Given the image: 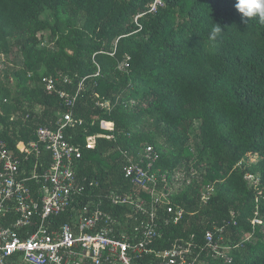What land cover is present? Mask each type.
Masks as SVG:
<instances>
[{"label": "trees", "instance_id": "1", "mask_svg": "<svg viewBox=\"0 0 264 264\" xmlns=\"http://www.w3.org/2000/svg\"><path fill=\"white\" fill-rule=\"evenodd\" d=\"M235 2L0 0V138L21 167L32 163L15 144L34 139L38 126L52 127L58 108L66 109L42 77L69 91L82 81L71 109L83 122L65 133L81 145L76 178L93 181L85 204L125 219L127 206L96 198L137 188L122 167L131 159L145 168L142 155L151 145L157 153L151 171L169 177L182 169L191 178L169 196L183 214L177 223L161 221L157 249L176 240L200 244L206 230L222 228L229 248L219 258L204 256L203 264H264V25L242 22ZM113 48L114 55L107 53ZM126 57L128 66L119 68ZM101 98L108 109L97 104ZM102 120L113 130L102 129ZM95 131L105 136L85 148ZM247 173L258 178L256 186L247 184ZM207 187L212 191L203 198Z\"/></svg>", "mask_w": 264, "mask_h": 264}, {"label": "built area", "instance_id": "2", "mask_svg": "<svg viewBox=\"0 0 264 264\" xmlns=\"http://www.w3.org/2000/svg\"><path fill=\"white\" fill-rule=\"evenodd\" d=\"M107 53L114 55V49ZM127 59L118 67H127ZM98 74L99 71L94 76ZM41 83L46 91L57 92L66 106H72L82 81L73 93L58 88L57 79L51 76L42 77ZM97 104L109 108L108 100L101 98ZM81 123L66 110L52 122V127H37V142L50 152L51 162L44 165L37 160L30 172L21 167L17 155L0 138V264H135L139 258L153 264H203L204 256L219 258L227 251L222 228L206 230L200 244L191 239L176 240L167 248L157 249L161 221L165 225L177 223L183 214L181 207L170 204L169 196L180 192L191 178L182 169L169 177L151 171L157 158L151 145L145 147L142 155L148 160L145 168L131 159L122 167L124 178L137 188L110 190L96 198L127 206L125 219L112 216L93 202L85 204L93 198L92 192H86V186L91 187L93 181L86 185L82 178H76L75 162L82 157V151L65 133L67 128ZM100 125L110 131L114 128L111 121L102 120ZM103 136L88 134L84 147L94 148L96 139ZM37 142L22 145L21 151L37 155ZM244 179L251 187L259 182L251 173L245 174ZM211 191L212 187L205 188L203 198ZM78 197L85 202L78 201ZM61 215L67 217L66 221L56 223Z\"/></svg>", "mask_w": 264, "mask_h": 264}, {"label": "clouds", "instance_id": "3", "mask_svg": "<svg viewBox=\"0 0 264 264\" xmlns=\"http://www.w3.org/2000/svg\"><path fill=\"white\" fill-rule=\"evenodd\" d=\"M149 6H151L152 9L156 7V5L153 3H151ZM234 7L237 10V12L240 14V18L242 22H247V19L250 18H257L259 20V23L264 25V0H236ZM143 12H139L135 14L133 17L134 21L138 19L140 16H143L144 15ZM221 30H222L221 27L219 26L216 27L213 31V36L220 33ZM116 44H117V39L114 40L113 47H115Z\"/></svg>", "mask_w": 264, "mask_h": 264}, {"label": "crops", "instance_id": "4", "mask_svg": "<svg viewBox=\"0 0 264 264\" xmlns=\"http://www.w3.org/2000/svg\"><path fill=\"white\" fill-rule=\"evenodd\" d=\"M11 83H12V81H11ZM79 84V83H78ZM78 84H75V89L78 87ZM73 93L74 91L73 90H70L69 91V93ZM63 101V100H62ZM63 103H64V101H63ZM63 105V104H62ZM64 106L66 107V109H64V110H62V108H63V106H61V107H59L58 108V111H57V118H58V116L62 113V112H64V111H66V110H69V111H71L72 112V114H73V116H74V112H73V110L71 109V107L73 106H66L65 105V103H64ZM100 107V106H99ZM13 118L15 117V115L14 114H12L11 115ZM77 119H81L82 120V122H83V119L82 118H77ZM49 124H51L52 125V122L50 123L49 122ZM42 126H44V125H42ZM39 127V126H38ZM51 127V126H50ZM100 127H101V125H100ZM102 128V127H101ZM103 129V128H102ZM93 133H100V132H93ZM90 134V133H89ZM34 136H35V138L34 139H31V140H29V141H27V142H25V141H23V140H18L17 141V143L15 144V146H16V148L18 149V151H19V153H22V158H23V160H26V161H29L30 159H33V161H32V163H28V164H24V166L22 167L26 172H30V170H31V166H32V164L33 163H35L37 160L38 161H40V162H43V164L44 165H46V163L44 162V161H41V159H43V157H42V155L41 154H43L42 153V151H44V152H47L48 154H50V152L49 151H47L45 148H44V146L42 145V143L41 142H37V137H36V135H35V131H34ZM30 141H35V142H37V144H38V154L36 155V154H34V153H27L26 151H21V147H22V145H26V144H28ZM85 141H86V137H85ZM24 143V144H23ZM72 144H74V145H78L79 147H81V145L78 143H73L72 142ZM18 147H20V148H18ZM25 147H27V146H25ZM24 146H23V149L25 148ZM16 154V153H15ZM45 154V153H44ZM17 155V157L19 158V160H20V163L22 162L21 161V159H20V157H19V155L18 154H16ZM50 156H51V154H50ZM50 162H51V157H50ZM76 163V162H75ZM22 164V163H21ZM48 164V163H47ZM77 165H78V163H77Z\"/></svg>", "mask_w": 264, "mask_h": 264}, {"label": "rangeland", "instance_id": "5", "mask_svg": "<svg viewBox=\"0 0 264 264\" xmlns=\"http://www.w3.org/2000/svg\"><path fill=\"white\" fill-rule=\"evenodd\" d=\"M16 53V49L14 48L13 50V54ZM257 159V156L256 155H250V161H255Z\"/></svg>", "mask_w": 264, "mask_h": 264}]
</instances>
